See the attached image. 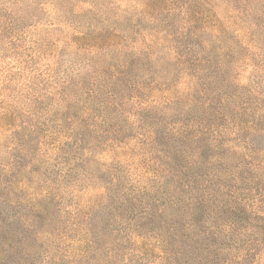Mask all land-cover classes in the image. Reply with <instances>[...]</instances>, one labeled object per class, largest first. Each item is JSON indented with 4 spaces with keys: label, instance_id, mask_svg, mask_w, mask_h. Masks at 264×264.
I'll use <instances>...</instances> for the list:
<instances>
[{
    "label": "rangeland",
    "instance_id": "rangeland-1",
    "mask_svg": "<svg viewBox=\"0 0 264 264\" xmlns=\"http://www.w3.org/2000/svg\"><path fill=\"white\" fill-rule=\"evenodd\" d=\"M0 264H264V0H0Z\"/></svg>",
    "mask_w": 264,
    "mask_h": 264
}]
</instances>
